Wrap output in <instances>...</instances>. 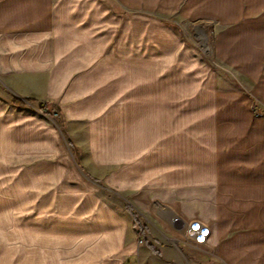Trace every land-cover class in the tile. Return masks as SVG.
Segmentation results:
<instances>
[{
	"label": "rangeland",
	"instance_id": "rangeland-1",
	"mask_svg": "<svg viewBox=\"0 0 264 264\" xmlns=\"http://www.w3.org/2000/svg\"><path fill=\"white\" fill-rule=\"evenodd\" d=\"M158 4L126 11L146 17L149 31L133 103H110L104 67L63 81L14 71L16 57L0 71V264H114L120 246L135 248L160 224L152 196H188L189 178L203 181L209 85L230 77L213 57L211 22H186ZM12 96L29 100L17 106Z\"/></svg>",
	"mask_w": 264,
	"mask_h": 264
},
{
	"label": "crops",
	"instance_id": "crops-1",
	"mask_svg": "<svg viewBox=\"0 0 264 264\" xmlns=\"http://www.w3.org/2000/svg\"><path fill=\"white\" fill-rule=\"evenodd\" d=\"M152 1L186 22H211L213 57L230 78L209 85L203 181L190 177L188 196H152L161 206L160 224L135 248L120 246L114 264H264V109L250 111L254 102L264 106V0ZM148 2L0 0V71H10L6 62L16 57L22 62L14 71L60 73L63 81H83L84 74L104 67L110 103H133V73L147 71L149 31L146 17L126 11L148 9ZM134 20L140 25L135 32ZM198 184L204 196H197ZM174 219L183 222L181 228L173 226ZM205 227L204 243L184 242L183 232L197 228L201 239Z\"/></svg>",
	"mask_w": 264,
	"mask_h": 264
},
{
	"label": "built area",
	"instance_id": "built-area-1",
	"mask_svg": "<svg viewBox=\"0 0 264 264\" xmlns=\"http://www.w3.org/2000/svg\"><path fill=\"white\" fill-rule=\"evenodd\" d=\"M198 224H201L198 222ZM197 224V225H198ZM188 227V226H187ZM186 227V228H187ZM198 228V227H197ZM197 228L194 230L193 234H187L186 235L183 233V240L186 242V243H189L193 246H198L202 243H204V238L205 236L207 235V228L205 227V230H204V234H203V237L201 239H197L196 237V234H197Z\"/></svg>",
	"mask_w": 264,
	"mask_h": 264
},
{
	"label": "trees",
	"instance_id": "trees-1",
	"mask_svg": "<svg viewBox=\"0 0 264 264\" xmlns=\"http://www.w3.org/2000/svg\"><path fill=\"white\" fill-rule=\"evenodd\" d=\"M23 99L29 100L27 97L21 98L18 96H12L11 102L13 105L23 106ZM39 108H41V106H39ZM127 208L129 207L127 206Z\"/></svg>",
	"mask_w": 264,
	"mask_h": 264
}]
</instances>
